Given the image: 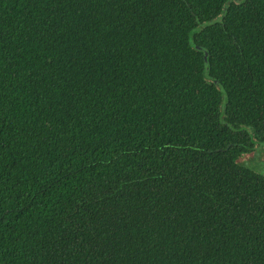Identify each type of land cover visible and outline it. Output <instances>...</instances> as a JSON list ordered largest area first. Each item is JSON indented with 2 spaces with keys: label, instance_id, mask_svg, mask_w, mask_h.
<instances>
[{
  "label": "trees",
  "instance_id": "1",
  "mask_svg": "<svg viewBox=\"0 0 264 264\" xmlns=\"http://www.w3.org/2000/svg\"><path fill=\"white\" fill-rule=\"evenodd\" d=\"M261 148L264 0H0V264H264Z\"/></svg>",
  "mask_w": 264,
  "mask_h": 264
},
{
  "label": "rangeland",
  "instance_id": "2",
  "mask_svg": "<svg viewBox=\"0 0 264 264\" xmlns=\"http://www.w3.org/2000/svg\"><path fill=\"white\" fill-rule=\"evenodd\" d=\"M246 163L256 170L264 172V151L263 149H257L255 152L248 154L244 157Z\"/></svg>",
  "mask_w": 264,
  "mask_h": 264
},
{
  "label": "water",
  "instance_id": "3",
  "mask_svg": "<svg viewBox=\"0 0 264 264\" xmlns=\"http://www.w3.org/2000/svg\"><path fill=\"white\" fill-rule=\"evenodd\" d=\"M231 1H232V0H228V4H230ZM236 1H240V0H236ZM226 9H227V7H225V10H226ZM190 41H191L192 45H193L195 48H197V49H199V50H204V51H205V60H206V62H208L209 51L206 50L205 47L200 46V45H197L196 43H194V41H193L192 38L190 39ZM215 82L218 83V80H215Z\"/></svg>",
  "mask_w": 264,
  "mask_h": 264
}]
</instances>
